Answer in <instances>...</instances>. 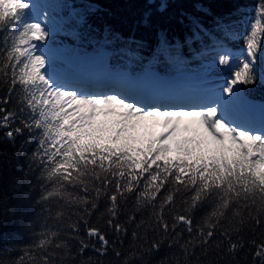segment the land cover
I'll list each match as a JSON object with an SVG mask.
<instances>
[{"label": "snow or ice", "instance_id": "obj_1", "mask_svg": "<svg viewBox=\"0 0 264 264\" xmlns=\"http://www.w3.org/2000/svg\"><path fill=\"white\" fill-rule=\"evenodd\" d=\"M0 0V264H264V0Z\"/></svg>", "mask_w": 264, "mask_h": 264}, {"label": "trees", "instance_id": "obj_2", "mask_svg": "<svg viewBox=\"0 0 264 264\" xmlns=\"http://www.w3.org/2000/svg\"><path fill=\"white\" fill-rule=\"evenodd\" d=\"M100 8L105 9L104 20L116 26L125 36L131 35L135 30L137 37L143 36L150 42H154L155 34L143 28L137 27L144 0H93ZM221 5L222 11L230 9L234 0H216ZM251 3L252 0H245ZM188 4L190 0H183Z\"/></svg>", "mask_w": 264, "mask_h": 264}]
</instances>
